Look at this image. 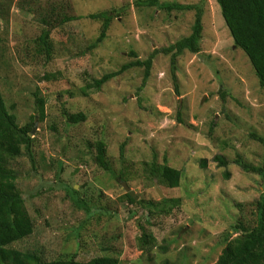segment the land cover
Returning a JSON list of instances; mask_svg holds the SVG:
<instances>
[{
	"label": "rangeland",
	"instance_id": "374dc122",
	"mask_svg": "<svg viewBox=\"0 0 264 264\" xmlns=\"http://www.w3.org/2000/svg\"><path fill=\"white\" fill-rule=\"evenodd\" d=\"M137 1L0 0L7 107L25 125L37 113L35 94L47 100L45 120L37 119L32 133V156L23 150L13 162L35 229L10 247L44 260L109 256L119 264H214L238 235L237 223L256 224L263 177L236 160L264 167V87L249 58L234 44L216 0H159L203 10L200 51H184L174 66L162 49L191 34L196 10L166 11ZM112 9L107 37L95 46L102 21L88 15ZM53 13L77 19L52 28L47 60L36 39L48 27L43 18ZM153 53L145 82V67L132 66L83 92L95 79ZM66 112H84L87 119L71 124ZM98 139L107 145L110 170L94 160L91 144ZM166 159L184 173L179 187L167 186L152 170ZM143 232L156 239L151 252L139 249Z\"/></svg>",
	"mask_w": 264,
	"mask_h": 264
},
{
	"label": "trees",
	"instance_id": "16d2710c",
	"mask_svg": "<svg viewBox=\"0 0 264 264\" xmlns=\"http://www.w3.org/2000/svg\"><path fill=\"white\" fill-rule=\"evenodd\" d=\"M216 1L221 8L234 44L245 52L261 87H264V0ZM136 4L138 6H155L166 11L195 9L196 18L191 34L181 38L169 47L163 48L162 52L171 54L172 64L175 66L177 58L184 51L188 50L193 53L200 51L203 32V10L201 6L180 2H160L159 0H138ZM115 11L116 9L105 10L88 15L93 20L102 21L101 31L96 39L95 46L107 37V31L110 28L112 19L115 17ZM75 19L77 17L71 15L61 16L59 13H56L55 17L54 13L46 15L42 21L48 27L44 28L36 39L37 51L44 55L47 60H50L53 55L52 28L55 27V24H57L56 26L64 25ZM154 54L146 60L137 59L123 65L118 71L104 74L84 88L83 92L86 94L87 89H100L106 82L119 76L132 66L145 67V82L150 76ZM46 78L50 79L49 75ZM35 95L37 113L25 125H20L17 116L11 113L7 107L0 83V264H119L118 258L109 256L92 258L88 261H80L75 257L44 260L40 253L35 251H21L10 247L13 243L31 235L35 229V222L30 216L25 205V199L17 186V172L13 168V162L22 155L23 150L32 156L31 151L34 142L32 131L36 119L44 121L47 115V100L40 95ZM65 115L71 124H77L87 119L84 112H66ZM259 140L264 143L263 138L259 137ZM91 145L95 147V162L103 169L110 170L111 166L105 141L98 139ZM215 159L221 166L228 165L226 158L222 155H217ZM236 160L246 172H256L263 177L262 191L256 204V224L247 227L242 222L237 223L234 228L237 230L238 235L227 241L214 264H264V167H257L244 161L241 157ZM201 164L205 167L206 161L203 160ZM153 169H155V174L160 181L171 188L179 187L184 177L183 171L170 166L167 159L156 168L153 167ZM229 174V172L226 173L227 177ZM73 190L76 191L74 188ZM126 197L131 203L136 202L135 197L130 193H126ZM168 200L171 201V199H163L162 201H164V204H169L170 201ZM172 201L176 202L177 199ZM150 204L153 205L154 203L150 202ZM171 207H173L172 204ZM138 244L143 253L151 252L156 244V239L153 234L143 232L138 239Z\"/></svg>",
	"mask_w": 264,
	"mask_h": 264
},
{
	"label": "water",
	"instance_id": "95a60500",
	"mask_svg": "<svg viewBox=\"0 0 264 264\" xmlns=\"http://www.w3.org/2000/svg\"><path fill=\"white\" fill-rule=\"evenodd\" d=\"M37 122H38V120L36 119V122H35V125H34V128H33L32 133H34L35 130H36ZM124 185H125V187H126V190H127V191H130V187H128V186L126 185V183H124ZM130 194L133 195V192L130 191Z\"/></svg>",
	"mask_w": 264,
	"mask_h": 264
}]
</instances>
